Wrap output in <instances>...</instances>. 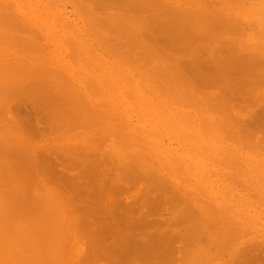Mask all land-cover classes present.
Masks as SVG:
<instances>
[{"label": "rangeland", "instance_id": "1", "mask_svg": "<svg viewBox=\"0 0 264 264\" xmlns=\"http://www.w3.org/2000/svg\"><path fill=\"white\" fill-rule=\"evenodd\" d=\"M130 1L0 0V264H264V1Z\"/></svg>", "mask_w": 264, "mask_h": 264}, {"label": "bare ground", "instance_id": "2", "mask_svg": "<svg viewBox=\"0 0 264 264\" xmlns=\"http://www.w3.org/2000/svg\"><path fill=\"white\" fill-rule=\"evenodd\" d=\"M100 1H101V0H100ZM131 1H133V0H131ZM131 1H130V2H131ZM244 1H245V0H244ZM252 1H253V0H252ZM254 1H255V0H254ZM263 1H264V0H263ZM128 2H129V1H128ZM134 2H135V1H134ZM259 2H260V1H259ZM136 3H137V0H136ZM132 4H133V3H132ZM137 4H138V3H137ZM137 4H136V5H137ZM139 4H140V3H139ZM163 4H164V3H163ZM166 4H167V3H166ZM246 4H247V3H246ZM255 4H256V3H254V5H255ZM259 4H260L261 8L263 7L262 9H263V12H264V6L261 5V2H260ZM259 4H256V5H257V8H259V7H258ZM130 5H131V4H130ZM134 5H135V3H134ZM141 5H142V3H141ZM242 5H243V4H242ZM247 5H249V3H248ZM247 5H246V6H247ZM263 5H264V3H263ZM84 6H85V5H84ZM131 6H133V5H131ZM81 7H82V6H81ZM136 7H138V5H137ZM142 7H143V6H142ZM171 7H172V6H171ZM171 7H170V8H171ZM243 7H245V6H243ZM243 7H242V8H243ZM247 7H248V6H247ZM249 7H250V5H249ZM252 7H253V4L251 5V9H252V10H253V9L255 10L256 7H255V8H254V7L252 8ZM176 8H177V7H176ZM234 8H235V7H234ZM140 9H141V8H140ZM146 9H147V8H146ZM84 10H85V9H84ZM84 10H83V11H84ZM141 10H142V9H141ZM232 10H233V9H232ZM239 10H240V9H239ZM261 11H262V10H261ZM169 12H170V11H169ZM238 12H239V11H238ZM263 12H260V14H261V13L263 14ZM250 13H251V12H250ZM255 13H256V12H255ZM185 15H186V14H185ZM249 15H250V14H249ZM252 15H254V16L257 15L258 18H259L258 11H257V14H256V15H255V14H252ZM169 16H170V15H169ZM254 16H252V17H254ZM260 16H262V15H260ZM254 18H255V17H254ZM262 18H264V15H263ZM222 19H224V18H222ZM255 19H256V18H255ZM259 19H260V18H259ZM253 20H254V19H253ZM262 20H263V19H262ZM249 21H250V20H249ZM173 22L175 23V21H173ZM251 22H252V21H251ZM258 22H259V21H258ZM90 23H91V22H90ZM192 23H193V22H192ZM252 23H253V22H252ZM255 23H256V21H255ZM163 24H164V23H163ZM259 24H260V23H259ZM255 25H256V24H255ZM158 26H159V25H158ZM173 26H174V25H173ZM255 27H256V26H255ZM262 27H263V25H262ZM163 28H164V27H163ZM175 28H176V27H175ZM186 28H187V27H186ZM260 29H261V28H260ZM158 30H159V29H158ZM255 31H256V30H255ZM256 32H257V31H256ZM260 33H262V35H264V29H263V28L261 29ZM139 34H140V32H139ZM255 34H256V33H255ZM255 34H253V35H255ZM257 35H258V34H257ZM253 37H254V36H253ZM258 38H259V37H258ZM259 39H260V38H259ZM262 39H263V38H262ZM263 40H264V39H263ZM162 41H163V40H162ZM251 41L253 42L254 40H250L249 42H250L251 44H247V45H251V46H253ZM255 41H256V40H255ZM253 43H254V42H253ZM255 43H256V42H255ZM165 45H166V44H165ZM247 45H246V46H247ZM254 45H255V44H254ZM263 45H264V44H263ZM257 46H258V45H257ZM166 47H167V46H166ZM249 47H250V46H249ZM196 48H198V47H196ZM196 48H194L195 51H196ZM252 48H253V47H252ZM192 49H193V48H192ZM199 49H200V48H199ZM199 49H198V51H199ZM201 50L204 52L203 49H201ZM191 51L194 52L193 50H191ZM246 51H247V50H246ZM200 52H201V51H200ZM231 52H233V51L231 50ZM201 53H202V52H201ZM206 53H207V52H206ZM245 53H246V52H245ZM251 53H253V52H251ZM263 53H264V52H263ZM142 54H143V53H142ZM170 54H171V53H170ZM254 54H255V53H254ZM148 55H149V54H148ZM148 55H147V57H149ZM195 55H196V54H195ZM195 55H194V56H195ZM201 55H202V54H201ZM213 55H214V54H213ZM257 55H258V54H257ZM192 56H193V55H192ZM207 56L210 57V55H207ZM238 56H239V55H238ZM248 56H249V55H248ZM131 57H132V56H131ZM179 57H180V56H179ZM214 57H215V56H214ZM217 57H218V55H217ZM233 57H235V56H233ZM263 57H264V56H263ZM202 58L204 59V57H202ZM221 58H222V57H221ZM173 59H175V58H173ZM208 59H209V58H208ZM211 59H213V58H212V55H211ZM222 59H223V58H222ZM253 59H254V58H253ZM259 59H260V58H259ZM180 60H181V59H180ZM204 60H205V59H204ZM241 60H243V59H241ZM247 60H248V59H247ZM212 61H213V60H212ZM230 61H231V59H230ZM155 62H157V61H155ZM158 62H159V61H158ZM171 62H172V61H171ZM240 62H241V61H240ZM245 62H246V61H245ZM230 63H231V62H230ZM162 64H163V63H162ZM252 64H253V63H252ZM152 65H154V64H152ZM172 65H173V64H172ZM198 65H199V64H198ZM254 65H255V64H254ZM259 65H260V64H259ZM165 66H166V65H165ZM165 66H164V68H165ZM167 66H168V65H167ZM174 66H175V65H174ZM210 66H211V65H210ZM219 66H220V65H219ZM241 66H242V65H241ZM153 67H154V66H153ZM199 67H200V66H199ZM250 67H251V66H250ZM155 68H156V67H155ZM169 68H170V67L168 66V69H169ZM200 68H201V67H200ZM212 68H213V67H212ZM262 68H263V67H262ZM151 69H152V68H151ZM151 69H150V70H151ZM157 69H158V68H157ZM165 69H166V68H165ZM173 69H174V68H173ZM173 69H172V70H173ZM198 69H199V68H198ZM217 69H218V68H217ZM169 70H170V69H169ZM176 70H177V69H176ZM204 70H205V69H204ZM208 70H209V69H208ZM152 71H153V70H152ZM165 71L168 72L167 69H166ZM201 71H202V69H201ZM254 71H255V70H254ZM154 72H155V70H154ZM169 72H171V71H169ZM169 72H168V73H169ZM230 72H231V71H230ZM148 73H150V72L148 71ZM155 73H156V72H155ZM155 73H154V74H155ZM162 73L165 75L164 71H163ZM204 73H205V72H204ZM227 73H228V72H227ZM260 73H261V72H260ZM170 74H171V73H170ZM151 75H153V74H151ZM157 75H158V74H157ZM160 75H161V74H160ZM160 75H159V76H160ZM172 75H173V73L171 74V76H172ZM206 75H207V74H206ZM235 75H236V74H235ZM161 76L163 77V75H161ZM169 76H170V75H169ZM175 76H176V75H175ZM232 76H233V75H232ZM151 77H152V76H151ZM162 77H161V78H162ZM165 77H166V76H165ZM167 77H168V74H167ZM167 77H166V78H167ZM211 77H212V76H211ZM217 77H218V76H217ZM233 77H234V76H233ZM243 77H244V76H243ZM161 78L159 77V80H160ZM173 78H174V76H173ZM173 78H172V80H173ZM177 78H178V77H177ZM181 78H182V77H181ZM181 78H180V79H181ZM226 78H227V77H226ZM152 79L155 80V78H152ZM170 79H171V78H170ZM170 79H169V80H170ZM175 79H176V78H175ZM183 79H184V78H183ZM214 79H215V78H214ZM235 79H236V76H235ZM248 79H249V78H247V80H248ZM124 80H125V79H124ZM167 80H168V79H167ZM184 80H185V79H184ZM160 81H161V80H160ZM163 81H164V80H163ZM178 81H179V80H178ZM214 81H215V80H214ZM240 81H241V80H240ZM248 81H250V80H248ZM91 82H93V81H91ZM174 82H175V81H174ZM192 82H193V81H192ZM197 82H198V81H197ZM212 82H213V81H212ZM222 82H223V81H222ZM245 82H246V81H245ZM92 84H93V83H92ZM189 84H190V83H189ZM189 84H188V85H189ZM192 84H193V83H192ZM88 85H90V83H89ZM88 85H87V86H88ZM210 85H211V84H210ZM88 89H89V88H88ZM121 90H122V89H121ZM130 90H131V89H130ZM90 91H91V90H90ZM93 91H94V90H93ZM193 91H194V90H193ZM91 92H92V91H91ZM204 92H205V90H204ZM206 92H207V91H206ZM131 93H133V91H131ZM127 94H128V93H127ZM204 94H205V93H204ZM204 96H205V95H204ZM194 101H195V99H194ZM208 101H209V100H208ZM187 102H188V101H187ZM184 103H185V102H184ZM190 103H191V102H190ZM194 103H196V102H194ZM194 103H192V104H194ZM209 104H210V103H209ZM190 105H191V104H190ZM131 106H132V105H131ZM182 106H183V105H182ZM210 106H211V105H210ZM133 107H134V106H133ZM162 107H163V106H162ZM208 107H209V106H208ZM210 108H211V107H210ZM259 109H260V108H259ZM202 111H204V110H202ZM202 111H201V112H202ZM199 112H200V110H199ZM202 113H203V112H202ZM204 114H205V113H204ZM262 114H263V113H262ZM181 116H182V115H181ZM190 116H191V115H190ZM139 119H140V118H139ZM202 119H206V120H208L207 118H202V117H201V120H202ZM192 120H193V119H192ZM206 120H204V121H206ZM262 120H263V119H262ZM209 121H210V120H209ZM258 121H259V120H258ZM194 122H195V121H194ZM263 122H264V121H263ZM204 123H205V122H204ZM207 123H208V122H207ZM257 123H258V122H257ZM189 125H190V124H189ZM262 126H263V125H262ZM191 129H192V127H191ZM193 130H194V129H193ZM235 130H236V129H235ZM241 130H242V129H241ZM260 133H261V132H260ZM249 135H250V134H249ZM263 146H264V145H263ZM67 153H68V152H67ZM105 154H106V153H105ZM109 155H110V154H109ZM108 157H109V156H108ZM125 157L127 158V156H125ZM125 157H123V156H119V157H113V158H111V159H112V161L116 160V162H117V160H118V162H119V161H121V160L124 161V159H126ZM115 158H116V159H115ZM128 158H129V157H128ZM111 159H110V160H111ZM102 161H103V160H102ZM109 162H110V161H109ZM118 162H117V163H118ZM121 162H122V161H121ZM124 162H125V161H124ZM127 162H128V161H126V163H127ZM130 162H131V161H130ZM128 163H129V162H128ZM118 166H119V165H118ZM125 166H126V165H125ZM133 167H134V166H133ZM202 168H203V167H202ZM126 169H127V168H126ZM82 171H83V170H82ZM205 171H206V169H205ZM124 173H125V172H124ZM124 173H123V174H124ZM130 173H131V172H130ZM127 175H128V174H127ZM70 179H71V178H70ZM72 180H74V178H72ZM68 181H70V180H68ZM74 181H76V180H74ZM74 181H73V183H74ZM77 184H78V183H77ZM69 185H70V184H69ZM65 186H66V185H65ZM70 186H71V185H70ZM77 186H78V185H77ZM77 186H76V188H77ZM76 188H74V189H76ZM70 191H72V190H70ZM173 191H174V190H173ZM203 192H204V191H203ZM80 197H81V196H80ZM113 200H114V199H113ZM156 200H157V199H156ZM184 200H185V199H184ZM191 200H192V199H191ZM116 201H118V200H116ZM92 203H93V202H92ZM192 203H193V201H192ZM87 204H88V203H87ZM101 204H102V203H101ZM82 205H84V204H82ZM113 205H114V204H113ZM85 206H86V205H85ZM107 206H108V205H107ZM193 206H194V205H193ZM104 207H105V206H104ZM120 207H121V206H120ZM81 208H82V207H81ZM82 209H83V208H82ZM86 209H87V208H86ZM89 209H90V208H89ZM104 209H105V208H104ZM117 209H119V208H117ZM128 209H129V208H128ZM196 209H197V208H196ZM83 210H84V209H83ZM91 210H92V209H91ZM97 210H98V209H97ZM105 210H106V209H105ZM198 210H199V209H198ZM81 211H82V210H81ZM84 211H85V210H84ZM82 213H83V212H82ZM98 213H99V212H98ZM84 214H85V213H84ZM85 215H87V213H86ZM96 216H97V215H96ZM83 217H84V216H83ZM103 217H104V216H103ZM133 217H134V216H133ZM127 218H128V217H127ZM85 220H86V219H85ZM83 221H84V220H82V222H83ZM112 221H113V220H112ZM122 221H123V220H122ZM122 221H120V222H122ZM132 221H133V220H132ZM142 221H143V220H142ZM144 221H145V218H144ZM93 222H94V221H93ZM102 222H103V221H102ZM120 222H119V224H120ZM122 223H123V222H122ZM123 224L125 225V223H123ZM88 225H91V224H88ZM106 225H107V224H106ZM108 225H109V224H108ZM91 227H92V226H91ZM99 227H100V226H99ZM89 228H90V227H89ZM97 229H98V228H97ZM79 230H80V229H79ZM92 231H93V230H92ZM131 231H132V230H131ZM93 232H94V231H93ZM199 232H200V231H199ZM126 233H128V232H126ZM139 233H140V231H139L137 234H139ZM104 234H105V233H104ZM128 234H129V233H128ZM139 235H140V234H139ZM92 237H93V236H92ZM97 239H98V238H97ZM154 239H155V238H154ZM157 240H158V239H156V241H157ZM86 241H87V240H86ZM127 241H128V240H127ZM159 241H160V240H159ZM97 242H98V241H97ZM114 242H115V241H114ZM139 242H140V241H139ZM80 243H81V242H80ZM252 243H253V242H252ZM115 244H116V242H115ZM155 244H156V243H155ZM157 244H158V243H157ZM160 244H161V245L163 244L162 247H164V243H161V242H160ZM160 244H159V246H161ZM262 244H263V243H262ZM91 245H92V244H91ZM196 245H197V244H196ZM113 246H114V245H113ZM133 246L135 247V249H134L133 252H136V253L138 254V252H137V250H136V249H137V246H135V244H134ZM157 246H158V245H157ZM262 246H263V245H262ZM76 247H77V246H76ZM117 248H118V247H117ZM117 248H115V249H117ZM157 248H158V247H157ZM160 248H161V247H160ZM131 249H133V248H131ZM131 249H130V250H131ZM161 249H163V248H161ZM164 249H165V248H164ZM139 250H140V249L138 248V251H139ZM120 252H121V251H120ZM131 252H132V250H131ZM161 252H162V251H161ZM101 254H102V253H101ZM162 254H164V252H163ZM203 254H204V253H203ZM237 254H238V253H237ZM120 256H121V255H120ZM165 256H166V254H165ZM208 256H209V255H208ZM179 259H180V258H179ZM166 260H167V259H166ZM121 261H122V260H121ZM124 261H125V260H124ZM128 262H129V261H128ZM145 262H146V261H145ZM109 263H110V262H109ZM189 263H190V262H189ZM96 264H98V263H96ZM124 264H127V263L124 262Z\"/></svg>", "mask_w": 264, "mask_h": 264}]
</instances>
